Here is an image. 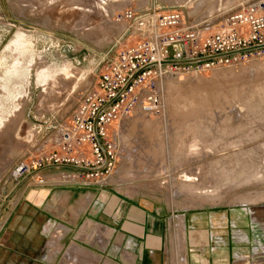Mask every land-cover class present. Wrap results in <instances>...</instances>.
Segmentation results:
<instances>
[{
    "label": "rangeland",
    "instance_id": "rangeland-1",
    "mask_svg": "<svg viewBox=\"0 0 264 264\" xmlns=\"http://www.w3.org/2000/svg\"><path fill=\"white\" fill-rule=\"evenodd\" d=\"M246 1L0 0V206L50 120L68 116L94 82L124 28L118 12L181 7L215 18ZM160 85L162 108L149 123L125 119L109 128L115 163L102 185L158 191L171 215L211 210L219 220L228 212L247 231L253 223L264 242V53L234 67L168 71ZM69 173L47 172L46 182L81 184Z\"/></svg>",
    "mask_w": 264,
    "mask_h": 264
},
{
    "label": "built area",
    "instance_id": "built-area-1",
    "mask_svg": "<svg viewBox=\"0 0 264 264\" xmlns=\"http://www.w3.org/2000/svg\"><path fill=\"white\" fill-rule=\"evenodd\" d=\"M116 15V21L122 22L124 28L99 60L94 82L82 92L68 116L50 120L42 140L32 146L36 147L35 152L17 165L14 185L47 165L100 168L107 163L101 171L57 168L70 171L65 178L72 182L106 184L115 163V145L109 128L129 119L137 108L148 115L160 113V84L168 71L187 69L199 73L234 67L264 53V48H259L193 64H163L169 60H193L264 45V0H247L215 18L195 17L181 7L164 10L158 6L144 10L126 7ZM150 64L155 65L145 68ZM183 216L171 215L173 227L178 228ZM262 255L264 245L257 243L252 254L237 255L233 264H264V259H260Z\"/></svg>",
    "mask_w": 264,
    "mask_h": 264
},
{
    "label": "crops",
    "instance_id": "crops-1",
    "mask_svg": "<svg viewBox=\"0 0 264 264\" xmlns=\"http://www.w3.org/2000/svg\"><path fill=\"white\" fill-rule=\"evenodd\" d=\"M53 170L32 177L9 202L0 264H233L244 246L264 243L253 223L247 231L228 212L219 220L211 210L184 212L182 231L158 191L49 184Z\"/></svg>",
    "mask_w": 264,
    "mask_h": 264
},
{
    "label": "water",
    "instance_id": "water-1",
    "mask_svg": "<svg viewBox=\"0 0 264 264\" xmlns=\"http://www.w3.org/2000/svg\"><path fill=\"white\" fill-rule=\"evenodd\" d=\"M259 48H264V45L253 46V47L242 49L240 51H236V52H232V53L216 55V56H209V57H202V58H197V59H193V60H169V61H164L163 64H193V63H198V62L210 60V59H213V58H216V57H220V56L231 55V54H235V53H239V52L253 51V50H256V49H259ZM153 65H155V64H150V65L146 66L145 68L153 66ZM142 70L143 69H141L139 72H141ZM137 74H135L132 78H130V80L128 81L126 86L121 90V92H123L127 88V86L131 83V81L133 80V78ZM107 161H108V158H107ZM106 165H107V163L104 166L100 167V168H85V167L72 166V165H47V166H44V167H42L40 169L34 170L32 173L28 174L22 180H20L16 185H14L13 188L9 191V193L5 196L3 202H2V204L0 206V219H1L2 215H3V213L5 212L7 206L9 205V202L14 197V195L17 193V191L28 180H30L32 177H34V176H36V175H38V174H40V173H42V172H44L46 170H49V169L64 168V169H73V170L91 172V171L104 170L106 168Z\"/></svg>",
    "mask_w": 264,
    "mask_h": 264
},
{
    "label": "bare ground",
    "instance_id": "bare-ground-1",
    "mask_svg": "<svg viewBox=\"0 0 264 264\" xmlns=\"http://www.w3.org/2000/svg\"><path fill=\"white\" fill-rule=\"evenodd\" d=\"M20 44L21 43H19V42H17L16 44H15V46H20ZM263 64V63H262ZM173 86V85H172ZM191 107H192V104H191ZM192 110H193V108H192ZM191 110V111H192ZM186 111V110H185ZM147 115L148 114H146V113H144L141 109H139V108H137L135 111H134V113H133V115L128 119V121H129V123H131V124H138V123H142V124H147V123H149L150 121H149V119L147 118ZM178 145V144H177ZM175 146V145H174ZM251 177V176H250ZM247 178V177H246ZM181 184V183H180ZM183 185H186V186H191L190 184H183ZM182 185V186H183ZM187 188V187H186ZM189 190V189H188ZM192 190V189H191ZM200 192V191H199ZM203 193V192H202ZM195 195V194H194ZM197 195V194H196ZM209 195V194H208ZM211 197V196H210ZM213 197V196H212ZM256 200V198L255 197H247L246 196V198H243V200L242 201H246V202H254ZM183 219L182 218H180V220H179V227L182 229V231H183ZM182 233V232H181ZM184 237V236H183ZM184 254V253H183Z\"/></svg>",
    "mask_w": 264,
    "mask_h": 264
}]
</instances>
